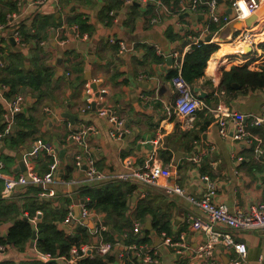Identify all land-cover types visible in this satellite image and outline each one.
<instances>
[{"label":"crops","instance_id":"1","mask_svg":"<svg viewBox=\"0 0 264 264\" xmlns=\"http://www.w3.org/2000/svg\"><path fill=\"white\" fill-rule=\"evenodd\" d=\"M162 1L174 11L162 14V20L153 23L156 12L154 0H0V12L6 14L0 18L2 67L9 65L16 53L24 69L32 73L40 69L46 75V82L37 88L29 84L20 87L19 92L26 96V102L17 113L20 122L16 129L30 134L17 148H7L4 142H0L1 157L7 162L2 171L7 176L23 173L19 168L18 155L37 143H41L42 149L35 158L36 172L44 175L51 172L53 163L56 164V169L52 171L55 179L49 185L54 195L38 196L39 203H43L45 208L37 209L30 218L36 234L33 233L22 247L7 244L0 250V263L42 261L68 264L69 253L51 254L38 246L37 225L46 215V208L49 217H61V220L54 221L70 234L75 233L79 226L87 229L90 235L81 244L105 240L103 233L99 235L94 231V218H84L77 210V206L88 198L85 193L88 188L105 183H123L132 187L122 216L134 218L135 210L145 200L151 212H158L169 220L172 231L169 237L166 231L160 233L154 226L150 232L147 231L158 252L155 264H201L191 259L189 249L178 252L168 244V240L176 242L184 237L191 248L205 241L203 234L194 230L187 221L190 210L198 211L187 197L193 195L200 198L205 194L208 183L204 176H208L215 186L214 201L227 204L231 211H247L264 201V126H250L247 136L236 141L232 138V121H229L227 135H222L220 124L209 108L197 112L193 127H188L183 118L167 110L175 99L170 78L176 63L174 54L178 53L182 58L192 50L193 45H199L193 40L209 22L210 16L207 7L174 13L191 0ZM4 2H8V8L14 5L16 9L9 11ZM217 8L222 23H212L210 30L214 35L211 42L217 43L219 48L207 61L204 76L193 85L189 84L191 92L208 107L222 102L231 111L259 116L264 112V88L244 89L234 83L235 90L230 91L224 88L222 82L224 73L234 66L245 64L249 55H253L257 63L264 61L259 47L264 41V0H260L256 12L258 17L253 23L256 41L259 34L263 39L257 41L255 51L250 48L245 51L243 45L235 44L238 32L246 24L244 21L237 26L239 19L235 18L231 1L218 0ZM77 19L85 21L83 32ZM54 24L59 26L53 27ZM16 30L20 32L19 41L13 37ZM62 39H65L64 43L60 41ZM119 40L129 50L121 52ZM219 52L223 53L219 55ZM169 56L173 58L170 64ZM212 59L215 64L211 71ZM87 82H91L94 90L95 102L91 109L85 108L84 86ZM196 85L208 93L206 98H200L194 91ZM10 90V85L0 83V105L3 106L0 125L4 124L6 111L2 96H7ZM100 95L126 121L128 131L120 139L110 135V123L96 112L97 97ZM68 114L76 117L70 118ZM82 123L93 126L95 130L88 134L84 146H78L66 137L70 130L80 128ZM83 152L92 155L97 168L104 173L125 170L127 159L133 160V167L137 168L147 164L168 165L176 172V175H170V181L181 185L185 195L168 194L163 189L144 185L137 187L124 181L87 180L84 170L77 168L75 163L76 155ZM29 153L24 155V159ZM2 180L0 178V198H4ZM28 186L41 187L35 183L24 185L14 189L5 199L17 198V203L23 205L20 197L26 194ZM70 205L75 207L74 217L66 223ZM90 208L103 217L105 230L112 228L114 223L109 221L107 213ZM21 215L28 218L27 211ZM112 215L114 213L110 217ZM145 216L142 221L135 220L140 221L143 228L148 220L153 224V214L147 212ZM12 223V220H5L0 224V233L4 237H7ZM233 234L247 245V257L240 264H264V230L234 231ZM125 246L123 240L118 241L111 252L116 255L115 260L109 264L126 263L120 262L117 257ZM44 254H49L50 258L45 260L42 257ZM236 255L234 250L218 245L213 259L217 264H232L231 260Z\"/></svg>","mask_w":264,"mask_h":264},{"label":"built area","instance_id":"2","mask_svg":"<svg viewBox=\"0 0 264 264\" xmlns=\"http://www.w3.org/2000/svg\"><path fill=\"white\" fill-rule=\"evenodd\" d=\"M131 1V0H130ZM232 7L235 12V18L244 21L246 18L255 14L260 7V0H230ZM241 1L245 3L246 9L242 8ZM156 8L155 16L152 19L153 23L162 20V14L166 15L172 13L174 10L167 6L162 0H154ZM218 0H191L189 4H182L178 9L175 10V14L184 13L186 10L198 11L203 7H207L209 10V22L203 28L201 33L193 40L194 44L209 43L213 40L214 35H211V24L215 23L220 25L222 22V16L220 15L218 8ZM211 36L210 40L207 37ZM13 37L16 40H20V32L14 31ZM62 43L65 39L60 40ZM235 42H243L246 45L245 51L251 48V51H255L258 48V42L256 41V27L255 24L251 26L244 25L240 29L236 36ZM115 42V41H112ZM121 52L129 50L127 45L119 40ZM133 49L132 47L130 48ZM157 51L162 54L160 48L156 46ZM258 50V49H257ZM249 51V50H247ZM2 46L0 43V66L3 65L2 61ZM252 56V57H251ZM176 58L175 67H179L180 54L175 53ZM255 59L253 55H249L246 61ZM256 60V59H255ZM180 72V71H179ZM172 84L175 89V99L173 105L167 109L169 113L174 112L177 116H180L185 120V124L188 127L194 126V120L199 110L209 108L213 113L214 117L220 124V133L227 135L229 132V121H232L234 131L232 132L233 140H241L247 136V131L250 126H264V112L255 116L253 114L237 113L229 110L226 105L222 102L218 103L214 107H208L207 104L200 101L195 97L190 89L189 84L179 74L178 77L172 79ZM86 93V107L91 109L94 104V90L91 82H87L84 86ZM105 92V89H103ZM2 99L6 103V111L4 114V129L0 132V142L5 135H9L13 132L16 125V117L19 110L26 102V96L23 94H17L14 97L8 98L2 96ZM96 112L99 116L105 117L110 123V135L116 139H120L128 131L126 121L123 117L118 115L107 103L104 96L97 97ZM95 130L91 125L81 124V127L76 130H70L67 134L66 139L70 142L76 143L78 146H84L88 134ZM42 149L41 143H37L33 147V151L30 152L24 162L27 168V175L24 173L18 174L17 176H7L4 174L2 169L4 163L1 158L0 151V178L4 181V188L2 191V197L6 198L12 194L14 189L21 185H27L35 183L42 187L40 197H51L54 195L52 190H49V185L54 182L53 170L56 169V164L51 165V172L40 175L35 170V158L39 155ZM75 163L77 168L84 170L86 179L90 181L103 182V181H124L130 182L133 185L140 187L144 185L146 187H154L165 190L168 194L177 193L179 195H185V189L174 182L170 181V175H176L175 171H172L168 165H150L147 164L143 168L133 167V160L127 159L125 161V170L121 172L104 173L100 171L96 166L94 157L88 153H79L75 157ZM208 183V189L205 194L198 198L193 195H189L187 198L191 205L198 211L190 210L187 214V221L192 225L194 230L200 231L205 241L195 248H191L185 242L183 237L181 240L172 242L168 240V244L173 246L178 252L185 249L190 250V257L192 260H197L201 264H217L213 259V253L216 246L221 245L226 249L234 250L237 255L232 258V264H240L242 260L247 257V245L234 237L233 232L245 231V230H264V201L260 206H254L249 210L245 211L242 209L231 211L229 206L224 203H216L214 201L215 186L209 180L208 176L203 177ZM71 183V182H70ZM147 192L144 193V195ZM77 210L79 215L87 218L92 216L94 218L93 225L95 224L94 231L99 235L102 234L103 230L106 229L103 217L98 213L94 212L89 207V198L84 199L78 206ZM75 207L70 205L65 218V222L69 223L74 217ZM39 213H42L39 211ZM143 231V225L140 221L134 222L133 232L135 235L140 236ZM165 235V232H163ZM127 234H124L126 237ZM118 242L112 243L100 239L98 243L94 244H81L73 245L70 249L68 264H78L79 260L85 256L92 255L96 252L100 255H106L112 252L115 245ZM6 245H0V250L4 249ZM115 250V249H114ZM133 252L135 257L140 264H152L158 262V252L152 243H134L126 245L124 250L120 251L117 257L120 262L125 263L129 257V253ZM42 257L47 260L50 258L49 254H44Z\"/></svg>","mask_w":264,"mask_h":264},{"label":"trees","instance_id":"3","mask_svg":"<svg viewBox=\"0 0 264 264\" xmlns=\"http://www.w3.org/2000/svg\"><path fill=\"white\" fill-rule=\"evenodd\" d=\"M8 2H4L6 6ZM7 7V6H6ZM8 8V7H7ZM14 5H9L8 10H15ZM6 14L0 12V18L2 19ZM9 19V18H8ZM81 27L83 32L84 28L82 27L85 23L84 20H76ZM41 24H43L41 22ZM55 25V24H54ZM59 24L53 26L58 27ZM40 29V25H38ZM39 38H41L39 36ZM63 38V36H61ZM262 53L264 54V41L259 45ZM219 48L217 43H201L199 45H193L192 50L185 53V55L179 58L181 62L180 68L175 67L171 70L170 78L173 79L178 77L179 74L188 84L193 85L199 78L204 76V69L206 67L207 61L210 59L211 55L216 52ZM14 60L7 66H0V83H6L10 85V92L6 96L8 98L14 97L19 94L20 87L30 86L38 87L43 84L46 78L44 72L40 69L32 73L29 70H26L22 67V63L18 60L20 57L13 54ZM37 59V58H36ZM38 68V67H37ZM36 68V69H37ZM180 71V72H179ZM238 84L241 88L244 89H257L264 88V61L257 63L255 59L249 60L243 65L234 66L229 71L224 73L222 85L226 90L233 91L235 87L233 84ZM210 98H207L209 101ZM3 112V106L0 105V116ZM23 118V116H21ZM19 119L16 117V124L13 132L9 135H5L1 142L5 143L7 148H17L20 145H23L25 139L29 136L30 132L17 131L16 127L19 125ZM4 124L0 125V132L3 131ZM1 144V145H2ZM40 155V153H39ZM2 158V157H1ZM5 164H7L4 158L2 159ZM7 168H9L6 165ZM4 170V169H3ZM2 180V179H1ZM3 181V180H2ZM4 182V181H3ZM125 185V189H123ZM41 187L37 186H28L25 191V195L20 198L23 200L24 204L19 205L17 203V198H0V224L5 220H12L13 223L9 227L7 237H4L0 233V245L11 244L16 247H22L26 242H28L35 231L33 224L31 223L32 216L34 215L37 209L45 208V205L39 203V197L41 192ZM132 190L131 186H128L123 183H105L100 186H95L88 188L86 194L89 198V207H93L96 210L104 211L109 215L108 219L110 222L114 223L112 228L104 230L103 238L108 242H120L124 241L125 245H130L134 243H152V239L147 235V237L140 242H137L138 235H135L133 232V225L136 219L143 220L146 216V213L150 212L153 214V226L158 232L166 231V236L171 235V229L169 220H165L162 214L158 212H151V208L148 205V202L144 200L139 204L138 208L135 210L134 218H126L122 214L126 210V200L127 194ZM39 196V197H38ZM28 212V218L23 214V212ZM114 213L112 217L110 214ZM64 216V214H63ZM60 216L49 217V212L46 208V215L38 223V246L44 252H50L51 254H67L69 253L73 245L80 246L81 243L85 242L89 237V232L85 227H77L75 233L70 234L63 228H60L54 220H61ZM116 231V233H115ZM115 233V234H114ZM127 234L123 238V234ZM176 240V239H175ZM100 255L96 252H93L92 255L85 256L81 258L78 264H109L115 260V254ZM131 261L133 264H137L138 261L133 252L129 253ZM0 264H16L9 261L2 262ZM19 264H56L55 262H42V261H31V262H21ZM125 264H130L129 259Z\"/></svg>","mask_w":264,"mask_h":264},{"label":"water","instance_id":"4","mask_svg":"<svg viewBox=\"0 0 264 264\" xmlns=\"http://www.w3.org/2000/svg\"><path fill=\"white\" fill-rule=\"evenodd\" d=\"M223 1V0H221ZM257 14H252L251 16H249L248 18H246L244 21H245V24L248 25V26H251L254 22H256L257 20ZM238 23H237V26L239 27L240 25H242L244 23V21L242 20H237ZM211 37H207V40H210ZM251 49V48H250ZM168 60H169V64L172 63V56H169L168 57ZM194 91L198 93V96L200 98H206L208 96V93L206 91H204L202 89V87L196 85L194 86ZM20 112V110H19ZM68 116L70 118H73V117H76V115H71V114H68ZM33 151V147H29L27 150H24V151H21L20 154L18 155V158H19V168H21L24 172V174L27 175V168H26V164L24 162V155L29 153V152H32ZM24 185H21V186H18L17 188L20 189V188H23ZM153 229V224L151 222V220H148L147 224L144 226L143 228V232L142 234L137 238V242H140L141 240L145 239L147 237V231H151ZM34 234H36V232H34ZM152 264H155V263H152Z\"/></svg>","mask_w":264,"mask_h":264},{"label":"bare ground","instance_id":"5","mask_svg":"<svg viewBox=\"0 0 264 264\" xmlns=\"http://www.w3.org/2000/svg\"><path fill=\"white\" fill-rule=\"evenodd\" d=\"M241 6L242 8L246 9L245 3L243 1H241ZM263 39H261V35L259 34L257 37V41H262ZM240 43L243 45V48H246V45L243 42H239L237 41L235 44ZM211 62V61H210ZM215 63V62H214ZM214 68V64H212V62L210 63V70L212 71V69Z\"/></svg>","mask_w":264,"mask_h":264},{"label":"rangeland","instance_id":"6","mask_svg":"<svg viewBox=\"0 0 264 264\" xmlns=\"http://www.w3.org/2000/svg\"><path fill=\"white\" fill-rule=\"evenodd\" d=\"M234 39V38H233ZM233 39H232V41H233ZM240 45H242V44H240ZM223 52H219V55L220 54H222ZM213 61H212V64H215L214 62H215V60L214 59H212ZM69 232V231H68Z\"/></svg>","mask_w":264,"mask_h":264},{"label":"clouds","instance_id":"7","mask_svg":"<svg viewBox=\"0 0 264 264\" xmlns=\"http://www.w3.org/2000/svg\"><path fill=\"white\" fill-rule=\"evenodd\" d=\"M143 232V231H142ZM142 234V233H141ZM139 237V236H138Z\"/></svg>","mask_w":264,"mask_h":264}]
</instances>
